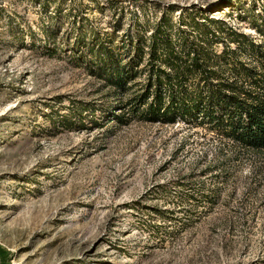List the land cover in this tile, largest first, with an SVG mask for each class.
Returning <instances> with one entry per match:
<instances>
[{"label": "rangeland", "instance_id": "rangeland-1", "mask_svg": "<svg viewBox=\"0 0 264 264\" xmlns=\"http://www.w3.org/2000/svg\"><path fill=\"white\" fill-rule=\"evenodd\" d=\"M111 1L143 6L141 24L198 5L263 41L264 0H0V264H264V173L253 155L204 175L231 146L208 126L194 128V143L183 124L95 129L90 111L85 126L72 116L64 127L74 104L102 106L106 92L68 37L70 8L112 33ZM214 188L211 206L187 201Z\"/></svg>", "mask_w": 264, "mask_h": 264}, {"label": "trees", "instance_id": "trees-1", "mask_svg": "<svg viewBox=\"0 0 264 264\" xmlns=\"http://www.w3.org/2000/svg\"><path fill=\"white\" fill-rule=\"evenodd\" d=\"M131 4L141 8L140 12L122 2H110L119 15L112 33L100 30L79 6L70 8L74 21L68 37L75 41V51L88 50L87 57L92 59L87 62L88 70L106 92L99 108L74 104L71 116L60 117L64 127L73 128L72 116H79L77 123L85 126L83 113L90 111L95 129L113 122L183 124L190 129L184 141L194 143V137L200 135L194 128L208 126V134L215 132L231 146L217 150V163L207 166L204 175L224 171L248 155L261 161L254 172L264 173V23L256 28L263 41H256L226 20L210 18L198 5L172 8L170 14L141 24L144 7ZM223 7L228 8L229 3ZM175 12H179L176 19L171 16ZM128 15L125 29L123 17ZM97 111L103 115L101 122L94 114ZM208 134L201 137V143ZM218 196L214 188L190 195L187 201L211 206ZM172 214L164 210L159 217L173 221Z\"/></svg>", "mask_w": 264, "mask_h": 264}]
</instances>
